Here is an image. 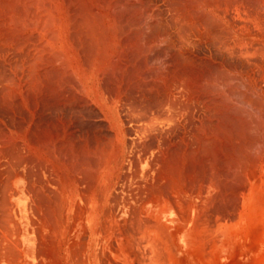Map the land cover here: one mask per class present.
I'll return each mask as SVG.
<instances>
[{"label":"rangeland","instance_id":"374dc122","mask_svg":"<svg viewBox=\"0 0 264 264\" xmlns=\"http://www.w3.org/2000/svg\"><path fill=\"white\" fill-rule=\"evenodd\" d=\"M167 1H169V3ZM171 1L172 0H150V2H153V4H155L157 2V6H156V4H155V6H153V4L150 5L149 0H139V2H140V3L138 2L139 8L141 6L143 8H145V10L143 8L140 9V12H142V16H141V13H140V16H141L142 20L147 19V22L144 21L146 23L141 24L142 29L146 30L145 32L143 30V32L146 33L148 31L147 32L148 34L146 33L147 36H145V37L150 38V37L158 36L161 39L160 35H163L164 32L162 30L164 29V27H166V29H164V31H166V33L168 32L167 31L168 29L171 31V33L176 30V29H174V27L176 28L178 23L173 24V22H171V20H170V22L168 21L169 23L167 22V24H168L167 25L165 23L166 21H162V18H161V20H159L160 16H158L159 17L158 19L156 17L158 14L160 15L161 12L162 13L164 12L163 15H165L166 14L165 11H167L168 14L174 12L173 14L175 15V11L178 10V8H180L182 6L181 4H182L183 0L182 1L173 0L172 1L173 4ZM179 1L181 4L177 3ZM185 1H187V0H185ZM185 1L183 2L184 5H185V3H187ZM201 1L202 2L206 1L205 4H207V5H210V2H212V3L214 2L213 7L217 6V8H218L217 11H220L221 14L223 13V11L226 12L225 10L227 9V12H228V13L226 12L227 19L230 21L231 24L233 23L231 25V28L233 27V29L235 31L231 30L233 32L232 33L229 30L225 31L223 28H220L218 25L219 23L217 24L216 21H214V19L212 17L206 15V13H203V16H202L201 15L202 13L200 12L199 15L201 16V18L199 19L198 18L199 16L198 17L195 16L196 17V19H195L193 16V18H194L193 19L191 16L188 15V13L190 11L187 12V9L185 7L186 12L184 11V13H186V14H184L183 17L186 16V18H184L185 21H184L183 26L181 24V27H179V29L180 28L183 29V27H184V30L186 29L185 31L187 32L188 35L183 33L184 31H180L179 29L178 30L181 33L178 32V30H176V33L177 32L180 34L183 33V37L185 35L184 38L189 37L188 38L189 40L187 39L186 42L184 43V47L181 50H177V51H176L177 48H173L171 46H168V44L164 41V44L166 43L165 46H167L165 48V46L160 43V41L162 42L163 40L157 41L160 44L155 43L156 45H160L161 47L158 46L156 49V46L154 45L155 47L154 46L153 47L155 48V50H157V52H155L153 47L150 50V52H152V50H154L155 54H157V56L159 55V58H156V55L153 54L154 52L151 55L153 58L147 54V57H146V59H147L146 64L147 65L144 64L141 66L142 71H144L143 73L146 72L145 75L147 77L144 74H142L143 77L140 76L142 78H139V80L137 81L138 84L136 82V85H134V84L131 85L132 88H134V89H132L130 86V88H128V90H126V92L130 91V90H132V91H130V93L125 92L126 94H123L121 96V98L123 100L121 99V100H119L120 103L117 102L115 104V107L113 108V110L115 111L116 117L118 119L116 122L117 125H113V127H112V125H108V124L106 125V123L103 122L105 120L103 119V117H101L102 116L101 113L98 111V109L94 105H92L90 103L85 104V102L83 100H81V98H79V97L73 98L72 101H71V99L69 101H67L66 100L67 98L64 97L62 94H60V95L55 94L54 95L55 99H54L53 95H50L51 93L49 94V92H48L49 90L44 92L45 88H40V89H43V92L45 93L44 99H42L43 92H40L39 91L40 89H38L36 91V89L34 90L32 88L33 89V91H32L31 87H28L26 89L27 91L26 90L25 91L27 93L28 90L31 89V90H29V92H31V93L29 95L27 93V95L29 96V99L32 95L35 97V94L37 92L38 96H36V98L38 97L39 100H36L32 96L30 99L32 101L31 102L28 99V97L25 96L26 94H24L25 93V91H24L23 94L26 98L24 97L25 99L23 101H20L19 97H17V96H14V97L11 96V97H13L12 101L8 103V101L11 98H9L7 96H6L7 97L6 98V97H4L5 95L0 93V127H1L0 128V136H3V137L5 136L6 139L8 140V142H6V144H4L5 142L0 143V147H2V151L4 150V147L8 150V152L10 151L11 154L7 152L8 156L10 154V156H9L10 158L8 157L9 160L7 159L8 162L12 161V163L15 164V162H13L15 158L20 160V161H18V160L16 161V159H15V161H16L15 165L17 167L14 166L12 163H9V165L11 167L10 166L9 167L6 166L7 168L3 167V166L0 167V169H1V171H0V173H1L0 174V185H3V187L5 185H8L9 182H7V180L8 181L11 180V182L15 181L14 180L16 177L15 173L19 174V172L17 170H21L20 171L21 172L20 173V175H21L20 179L16 180L14 182L15 184L13 183L12 187H9L10 189L8 191H10L14 186L18 189H22L24 199L21 201V207L18 208L20 211V217H19L18 222L20 223L21 226H25V228H27V227L31 228V225H32L35 228V233H36L37 228H38V223L40 222L41 223V226H40L41 235H43V234L45 235V233L48 234L47 236L45 235L44 238H43V236H41L42 238L40 239L41 240L40 242H42V239H43L44 243L52 242V236H51V233L50 234L48 233V230H51L53 228V224H52L51 220L53 219L54 212L60 213L59 210L54 211L52 209V208H54V206L50 207L51 204L53 205L52 200L54 197L51 198V196H54V193H53L54 190H55V192L56 191L58 192L59 189L61 191L64 190L69 185V182H71V181L73 182V180H76V178L80 179L81 174H83V175H81V177L85 178V179L82 178L81 180H84V181L85 180H91L92 178H94V174L92 172L96 173V175H95V178H96V176L99 174L96 167L99 165L101 160H103L104 157L106 156L104 153H107L108 158H110V159H113V157L117 158V159L114 158L115 160L113 159L112 161L109 159L110 165L114 166V167L120 166V169L118 171L114 172V174L112 175V177L114 178L113 181L110 180L111 189L114 190L115 187H116V189L119 187L133 188L134 186H137V185H143V183H147V184L149 182L154 183V181H156V180L157 181L162 180V182H164L165 176H166L168 181H170V179H171L173 191L174 190L177 191V192L174 191V197L179 196V194L181 195V197L179 196V198H177V199H178V201H180L183 204V207H192V205H198L197 206L198 207L197 212L199 214V218H200L201 222L203 221L204 230H205V233H204V242H205L204 254H205L206 264H212V263L213 264H256L257 261H261V258L263 255L262 248L264 249V176H263L264 175V151H263L264 150V144H263L264 143L263 142L264 141V57H263L264 56V44H262V43H264V30L262 29L264 26V24H263L264 23L263 22L264 21V15H263L264 11H262V10H264V5H262L261 3L262 2L264 3V1L260 0L258 2L257 0L256 1L252 0V2H251V0L250 1L247 0L248 1L247 2L246 0H236V1L235 0H228V1L222 0V1H224L223 3L221 0H218V1L217 0H213V1L212 0L211 1L210 0H201ZM207 1L209 2V4ZM162 2L163 3L167 2L166 3L167 5L163 4ZM225 2H227V3H225ZM230 3H231V5H229ZM160 4L163 5L164 8H162V6ZM175 4H176V6L173 7ZM226 4H228V5H226ZM260 4L263 7V9L260 6ZM248 5H250V6H248ZM257 5L261 9L256 8ZM149 6H151L152 8L154 7L153 9L157 8L156 10H154V12L156 11L154 15H156V13H158L155 17H153L152 20L150 19L151 21L156 20V21H153L152 23H151V21H149V18L146 15L147 8ZM228 6L230 8V11H229ZM236 6L238 9L236 8ZM254 6H255V9H254ZM158 7H160V8H158ZM231 7H232V10H231ZM172 8H174L175 11ZM224 8H225V10H224ZM233 8H234V10H233ZM163 9H164V11H163ZM170 10H172V11L170 12ZM251 10L253 12H251ZM254 10H256L259 13H261V11H262V13H263V14L261 13L262 16L261 15H259V16L263 17V18H260L259 16H257L259 13L254 14V12H255ZM159 11H160V13H159ZM235 11H236V14H235ZM247 12H250L253 16L251 14H248ZM246 13H247V16H246ZM143 14H145V16ZM243 14H245V15H243ZM249 15H251V16H249ZM189 17H191V18H189ZM235 17H237V18H235ZM239 18H242V19L240 20ZM258 19H260L261 22ZM249 20H250V22H249ZM159 21H162L163 23H165L166 26H164V24L162 22H160V24H161L160 25ZM256 21H259L260 23L259 22L256 23ZM148 22H150L151 24L150 23L147 24ZM157 22L160 25V27L162 25L164 26L163 29L158 28L159 25L156 24ZM251 22H255V24L253 23V27L250 26V25H252ZM214 23H216V24H214ZM144 24L146 25V27ZM152 24H155V26ZM171 24H172V27H171ZM234 24H236V25H234ZM258 24H259L258 28L262 24L261 25L262 27L259 29L256 28L257 26L254 27V25H258ZM147 25H150V26H147ZM173 25H174V27H173ZM178 26H180V25H178ZM211 26H212V28H211ZM148 27H149V29H147ZM214 27H215V29H214ZM244 27H246V28H244ZM254 28H256V29H254ZM237 29H238V31H237ZM241 29H243V30H241ZM149 30H151V31H149ZM153 30H156L155 34H157V35H155L153 33V32H155ZM159 30H160V32H162V34H159ZM249 30L251 32H249ZM150 32L154 36H151ZM224 32L225 33L227 32V34L225 35ZM228 32L229 33L231 32L230 34L232 36L230 34H228ZM234 32H235V34H234ZM220 33H222V34H220ZM149 34H150V36H149ZM172 34L170 37L171 39H173V38L178 39L179 38L177 35H174V34L172 35ZM217 34H218V36H217ZM259 34H262V35H259ZM215 35H216V37H215ZM172 36H173V38H172ZM186 36H188V37H186ZM227 36H228V38H227ZM243 36H245V37H243ZM220 38H221V40H220ZM222 38L225 41L222 40ZM234 39H236V40H234ZM189 41H190V44L188 43ZM229 42L231 43V45L233 44L231 46L232 47L231 50L227 49L230 45ZM168 47H169V49L171 47L173 49L172 52H176V53H173L174 54L173 55L171 52V49L168 50ZM244 48H245L246 52H245ZM162 50H164V51H162ZM165 50H166V52L168 50L171 54H169V52L165 53ZM240 50L241 51L244 50L245 53L241 52ZM178 51H180V52L177 53ZM248 51H250V52H248ZM251 51H253V52H251ZM150 52H149V54H151ZM159 52L161 55L158 54ZM161 52H164L165 54L164 53L162 54ZM250 54H252V55H250ZM168 55H169V57H168ZM154 57L156 58V60ZM148 60H150V61L147 62ZM154 60H155V62H154ZM161 65H163V66H161ZM144 67H146V68H144ZM161 67H163V68H161ZM150 68L154 69V70L151 71ZM143 69H145V70H143ZM148 69H150V70H148ZM148 72H149V75H148ZM0 73H1L0 76L2 75V77L5 75L4 73H6V71L2 69L1 65H0ZM2 77H0V79H2ZM155 79H156V81H155ZM168 79H169V81H168ZM242 79H243V81H242ZM144 81H146L145 82L146 85H145ZM147 82H148V84H147ZM165 83H166V85H165ZM149 84L150 85L152 84L154 87L152 85L150 86ZM156 84H158V85H156ZM219 86H221V88ZM34 91H35V94L33 93ZM40 93L42 95H40ZM137 93H138V95H137ZM142 94H144L146 97L144 95L142 96ZM125 95H126V97H127V95H130V97L128 96L126 99ZM48 96H50L52 98L49 99L50 97H48ZM59 96H62V97H59ZM46 97L48 99H45ZM56 97H57V99H58V97L60 99L56 100ZM63 97H64V101H62ZM1 98H2V102H1ZM5 98L8 101H6ZM32 98L35 100L33 101ZM61 98H62V100H61ZM76 98L79 101H82L83 104L79 101L76 102L75 101V100H77ZM52 99H54V101ZM124 99L126 101L128 100L127 102H129V103H127ZM132 99L134 101L136 100L137 102L132 101ZM26 100L28 101V104H25V106H23L24 104H22V103L25 102ZM49 100H51V102ZM4 101H5V103H3ZM35 101L36 102L38 101L37 106H36ZM56 101H58V102H56ZM59 101H61V103H63V104H61ZM73 101H75V103ZM68 103L71 105H68ZM79 104H81L82 106ZM89 104H90V106L91 105L92 106L90 107ZM168 104H170V106ZM62 105H64L65 107ZM67 106H68V109H67ZM86 107H88L90 109L93 107L91 109L92 111L90 109L87 110L88 108H86ZM121 107H123V108H121ZM131 108L133 109V111ZM94 109H95V111L93 112ZM96 109H97V111H96ZM117 109H118V111H117ZM113 110H111L112 116H114ZM126 110L128 112L129 111L130 112L128 113ZM96 112H99L101 116L97 117V114L99 116V113H96ZM140 113H142V114H140ZM148 114H149V117H147ZM120 115H122V117ZM134 116H136V117H134ZM142 116H145V119H143ZM164 116H167V117L165 118ZM139 117L140 118L142 117L141 119L143 121L140 120ZM151 117L155 123L153 122L151 125H146L145 124L146 118H151ZM121 118H122V120H121ZM128 118H129V120H128ZM134 118H137L136 119L137 122L136 121L132 122V120ZM123 119L125 121L128 120L126 122V124H125ZM154 126H156V127L154 128ZM5 128L8 131H4V130H6ZM149 128L150 129L152 128V129L150 130ZM1 129L3 132L1 131ZM22 129H23V131H21ZM24 132H26V136H25ZM2 133H3V135H2ZM4 133H6V135ZM12 133L14 135H12ZM116 134H118V135H116ZM27 135H28V137H27ZM17 136L20 138V140L17 138ZM110 136H112V138L113 137L115 138V139H113L114 141H112V138ZM3 137L2 138L0 137V140L6 141V139H3ZM13 137L15 139L11 140V138L13 139ZM107 138L108 139L111 138V140H107ZM46 140L48 143L46 142ZM104 140H106L107 143L109 141H112L119 146H117L116 144H113L112 142H109L110 144L106 143L107 144V146H106ZM11 141L12 142L15 141L14 142L15 144L12 143ZM28 141L33 146H31L28 143ZM49 141H52V142H49ZM117 141H120L123 144H121ZM16 142L19 143V146H17L18 144H16ZM42 143H44V145L48 144V145H46V147L44 146L46 149L50 147L49 149H47V151L45 150L47 153L44 151L45 148L43 147ZM133 143L138 145V148ZM1 144H3V145H1ZM7 144H8V146H5ZM12 144L16 145V147L14 146L16 150L14 149ZM51 144L54 146L53 149H52L53 146ZM35 145H36L37 149H36ZM98 145H100V146H98ZM39 146L41 148H39ZM95 146H96L97 150L94 149ZM114 146H117V148L120 147L121 149L124 150V152L126 153V155H125L126 157H124V160L122 157H120L119 154L118 155L113 154V152L115 153V150H116V148H115L114 151L112 152V150H113L112 147H114ZM32 147H35V149ZM98 147H99V150H98ZM102 147H104L105 149L104 148L101 149ZM125 147H128V148H125ZM18 148H19V150H21L20 152H18L19 151V150H17ZM24 148H25V150H24ZM38 148H39V150L41 149V151H42L41 153L44 152L43 154H40V155L42 156L43 159H45V161L42 160L41 157H39L38 154L40 152L38 151ZM12 149L14 150V152H12L13 151ZM51 149H52V151H54V149H55V151L53 152L55 156H57V154H59L57 156L58 159L53 154H51L52 153L50 151ZM92 149H94V152H92L91 153L92 155L90 156V153H88V152L93 151ZM0 150H1V148H0ZM7 150H5V153ZM30 150H31V152H27ZM32 150H33V152H32ZM15 151H17V152H15ZM48 151L51 153L49 154ZM96 151H99V152H97V154H96L95 153ZM100 151L102 153H100ZM16 153H18V155L21 153L22 155L20 154L21 156L19 155V157H18V155L14 156V154H16ZM28 153H29V157L27 155ZM32 153H34L33 157L37 153L35 156V159H36V157L40 158V159L35 160L32 157ZM2 154H4V153H2ZM47 154H49L51 156H49ZM86 154H88V156H86ZM131 155H132V157L136 158V160H132L134 158H132ZM45 156H47V157L45 158ZM48 156H49V159H48ZM77 156H79V157H77ZM11 157H12V159H11ZM20 157H22L23 159ZM30 157H32L31 158L32 160H30ZM53 157H55V160H52ZM63 157H65V159L67 160V162H68L67 164H65L66 161ZM71 157L72 158L77 157V159L75 158V160H74V158L72 159ZM80 157H81V160H80ZM85 157H86V159L87 158L88 159L86 160ZM140 157H142V158H140ZM27 158H28V160H27ZM59 158H61L62 162ZM82 158L84 159V161L82 160ZM24 159L26 161H24ZM69 159H70V161L74 160L73 162H71L72 166L70 165V162L68 161ZM93 159H95L96 161L95 160L93 161ZM21 160H23V162ZM39 160L40 161L42 160V162L44 161L43 162L44 166H42V169H41V166L39 167V164H38L39 162H36ZM50 160L52 162H48ZM63 160L65 161V163ZM88 160H89V164L87 163ZM91 160L94 162V163H92L93 167H91L92 166L90 163ZM140 160H143L142 164H139ZM55 161H56V163H55ZM78 161H80V162L82 161L83 162L82 164H84V166H82V167L86 166V168L81 169L82 164H80V162H78ZM97 161H99V162L97 163ZM133 161L138 162L137 163L138 167H137L136 163L133 164L134 163ZM19 162H20V164H19ZM26 162H29V163L27 164ZM59 162L65 166L67 165V167L69 166L70 168L68 167L69 168L68 169L67 167L64 166L65 167L64 168L65 172H64L61 170L63 167L61 164V165H59V169H58L57 165ZM84 162H86L89 166H87L86 163H84ZM53 163L57 168L55 166L53 167V165H51ZM45 164H46V166H45ZM114 164L117 166H115ZM118 164H119V166H118ZM121 164H122V166H121ZM94 165L95 166L97 165V166L94 167ZM135 165H136V169H135ZM26 166L29 169H27ZM129 166L130 167L132 166V167L130 168ZM175 166L177 167V169ZM13 167H15V168H13ZM30 167L34 171H36L37 170L36 168H38V173L40 171L41 175L39 176L38 173H37V175L34 173L33 174L34 177H33L32 173L30 172V169H31ZM33 167H35V168H33ZM133 167H134V169H133ZM2 168H4V169H2ZM54 168H55V171H54ZM71 168H73V172H74V173L73 172H71V173H73V175L75 174V177H71L70 176L71 173H69L70 171L68 172V170H72ZM79 168L81 171L79 170ZM159 168H160V170H159ZM7 169H8V171L14 170V172L15 171L16 172L14 173V172L10 171L12 173L10 175V172L8 173ZM45 169H47L48 172H46L47 170L43 171ZM56 169H57V171H56ZM137 169H138V171H137ZM150 169H153V170H150ZM178 169H179V171H178ZM25 170H26V174H25ZM33 170H31V171H33ZM59 170H61V171H59ZM66 170H67V172H66ZM74 170H76V171H74ZM83 170H85V173H87L88 175L85 173H82V172H84ZM92 170H95V171H92ZM139 170H142L141 174H140ZM145 170H147V172ZM77 171H79V172H77ZM27 172H28V174H30L31 177H29V175H27ZM56 172H57V174H55ZM127 172H128V174H127ZM131 172L133 174H131ZM170 172L172 174L171 176H173V177L170 176ZM60 173L61 174L64 173V175H61L62 176L61 177ZM66 173L68 176L66 175ZM122 173L126 174V175H123L124 177H127L126 179L121 178ZM157 173H159V174H157ZM178 173H179V175H177ZM6 174H8L7 177L4 176ZM134 174H136V175L134 176ZM154 174L155 175L157 174L159 176H155ZM89 175L91 177H89ZM175 175H177V177H180V180H179V178L175 180V178H177ZM8 176H9V178H8ZM10 176H11V178H10ZM27 176L29 178H31L30 180H32V182H35L36 184L38 182L37 185L32 183V187L34 185H36L35 187H33L34 188L33 192L36 191L37 190L36 188L38 187V191H36V194L35 193H33V194H35L36 196H37V194H40L39 197L37 196L40 200L36 196H33L32 192H30V190H32L31 183H30L31 181L25 182L26 181L25 179ZM45 176L46 177L48 176V178H46ZM63 176H65V177H63ZM28 177H27V181L29 180ZM60 177H61V179H60ZM67 177L71 178V179H68ZM132 177H133V179H131ZM2 178H4V179H2ZM51 178H53V180H51ZM72 178H75V179L72 180ZM168 178H170V179H168ZM35 179H37L36 180L37 182L35 181ZM39 179H42L43 181L39 180ZM54 179H56V181H54ZM44 180H46V181H44ZM48 180H50V181H48ZM62 180L66 181V182H64V183H66V185L63 182H61ZM126 180H127V182H126ZM177 180H179L183 186ZM175 181H177V182H175ZM1 182H2V184H1ZM42 182H43V184H42ZM48 182H50V183H48ZM115 182H117V183H115ZM124 182H126V183H124ZM4 183H6V184H4ZM27 183L30 184V186H29L30 189L24 188V187H27L29 185L28 184L26 186L25 184H27ZM45 183L48 186H50V188ZM51 183H53V184L57 183V186H56V184L53 185ZM118 184H120V186ZM124 184L126 185V187ZM10 185H11V183L9 184V186ZM42 185L43 186L45 185L47 187H43ZM58 186H59V188L57 190ZM180 186H182L183 188ZM3 187L0 189V192H1L0 193V209H1L0 214L2 216V215H4V212H5V215L7 214L9 218L7 216H5V218L3 216H2L3 218L0 216V219H1L0 220V230L3 233L2 234L0 231V234H1L0 238H2V240L0 239L1 240L0 243L2 242L0 244V264H15V259L14 260H12V259L16 258L15 257L16 254H11L9 251L13 250V248L15 247V246L13 247L12 245L15 244V243L13 244V242H15V236L16 235L14 232L13 223L11 222V219L9 216L8 207H7V205H5L6 202L4 201V198H5L4 195L6 194L8 197L9 192L5 188L7 186H5L4 188ZM177 187L180 190H178ZM39 188L41 190H39ZM45 188H46V190H45ZM47 188L50 189L51 191L48 190ZM243 188L246 190H244ZM2 189L3 190L5 189V191L2 192ZM23 189H25L26 191H29V192H27L28 195L25 193V190H23ZM6 191H7V193H6ZM40 191H42L41 193H43V194H41ZM44 191H47V192H44ZM181 193H183V194H181ZM2 194H3V196H2ZM41 195L42 196L44 195V197H41ZM30 196H31V198L29 199ZM7 197H6V199H7ZM46 198H48V199L50 198L51 201L47 200ZM35 199H37L38 201H35ZM42 199L44 200V202ZM45 200L48 204L45 207L46 209H44V207L39 206V205H41L42 202L44 203V204L42 203V206H44L46 204ZM185 201H186V203H185ZM36 202L37 203L40 202V203H38L39 205ZM26 203H28L27 206H26ZM3 205H5V208H3ZM32 205H34V206H32ZM30 206H32L34 208H32V207L30 208ZM37 206L39 209L36 208ZM25 207H27L28 209H26ZM35 209H37L38 211ZM40 209H41V212H40ZM43 209L44 210L50 209L53 211L51 212V215H50L49 213H46L47 211L50 212V210L43 212ZM31 210L32 211L35 210L33 212H37L39 215L42 213L40 215V217H42V218H43V216H45V217L43 218V220L40 217L36 218L39 215L37 213H31L32 212ZM35 214H37L38 216H36ZM47 215H50L49 216L50 218L47 219L46 218V217H48ZM23 217H25V218H23ZM31 217L33 219H31ZM7 219L9 220V222ZM29 219H31L32 222ZM40 219H41V221H40ZM44 219H46V220H44ZM34 220L37 223L36 225L34 223L35 222ZM43 221H46L45 222L46 224ZM3 222H5V223H3ZM6 222H8V224ZM31 223H34V224H31ZM216 228H217V230H216ZM5 230L8 231V233L9 232H11V233L7 234V232ZM3 231H5V232H3ZM211 231H213V232H211ZM50 232H52V231H50ZM2 236L3 237L7 236V238L11 237V239H14L11 242L12 244H10L8 242V241H11L10 239L8 240L5 237V240H8V241H5ZM215 239L217 240V243H216V257L214 258L213 255H211V254H212L213 240H215ZM44 243L42 242V244H41V250H42L41 253L42 254L44 253V251H43V244ZM6 244H8V246L10 244V246H12L13 248L11 250H8V247L6 246ZM2 249L8 250V251L6 252ZM3 251L6 253H4ZM47 261H48L47 263L49 264L50 261H52V260L49 257V259Z\"/></svg>","mask_w":264,"mask_h":264},{"label":"bare ground","instance_id":"6f19581e","mask_svg":"<svg viewBox=\"0 0 264 264\" xmlns=\"http://www.w3.org/2000/svg\"><path fill=\"white\" fill-rule=\"evenodd\" d=\"M173 1V0H172ZM171 1V2H172ZM180 1H182V0H180ZM180 1L179 2H177V3H179V4H181L180 3ZM185 0H183V2H184ZM211 1V0H210ZM213 1V0H212ZM218 1V0H217ZM222 1V0H221ZM228 1V0H227ZM236 1V0H235ZM234 1V2H235ZM247 1V0H246ZM250 1V0H249ZM254 1H256V0H254ZM258 2L260 1V0H257ZM262 1H264V0H262ZM138 2H139V0H0V65L2 66V69L3 70H5L6 71V73H4L5 75L2 77V75L0 76V77H2V79H0V93L1 94H3V95H5L4 97H9V98H11L9 101L8 100H6V98H5V100L6 101H8V103L9 102H11L12 101V98L14 97V96H17V97H19V100L20 101H23L26 97L25 96H27L28 97V99H29V94L31 93V92H29V90H31L32 88L35 90L36 89V91L38 90V89H40V88H45V91L44 92H46V91H48L49 92V94L50 95H53V98L55 99V94H62L64 97H66L67 99V101H69L70 99H71V101H72V99L73 98H75V97H79V98H81V100H83L84 102H85V104L87 103H90V104H92V105H94L97 109H98V111L101 113V115H100V113L99 112H96V113H99V116H98V114H97V117H103V119L105 120V121H103V122H105L106 123V125L108 124V125H112V127H113V125H117V117H116V113H115V111L113 110V108L115 107V104L117 103V102H119V100H121L122 98H121V96L123 95V94H126L127 92H129L130 93V91H132V90H130V91H127L126 92V90H128V88H130V86L132 85V84H134V85H136V82L139 80V78H142L143 76H142V74H144L145 75V73H143L144 71H142V68H141V66L142 65H144V64H146V57H147V54L150 56V57H152L151 55H152V53L154 52V50H155V46H156V49H157V47L159 46V47H161L160 45H156L158 42V40H163L162 42L160 41V43L161 44H163L164 46H165V44L167 43L168 44V46H171V47H173V48H177L176 49V51L177 50H181L183 47H184V43L186 42V40L189 38L188 36H186V37H188V38H184L185 37V35H184V37H183V33H185L186 35H188L187 34V32L184 30V27H183V29H179V27H181V24H182V26H183V24H184V18H186V16L185 17H183V15L184 14H186V13H184V11H185V7H186V9H187V12L188 11H190L189 13H188V15L189 16H191L192 18H193V16H194V18L196 19V17H198L199 19L201 18V16L199 15L200 14V12L202 13L201 15L203 16V13H206V15H208V16H210V17H212L213 19H214V21H216V23L219 25V27L220 28H223L225 31L226 30H229V31H231V30H234L233 29V27L231 28V25L233 24H231L230 23V21L227 19V14H226V12H227V9L225 10V8H224V10L226 11V12H224L223 11V13L221 14L220 13V11H217L218 10V8H217V6L216 7H213V4H214V2L212 3V2H210V5H207V4H205L206 3V1L205 2H202L201 0H187V1H185V2H187V3H185V5H184V3L182 2V6L180 7V8H178V10H174V8H172L174 11H175V15L173 14V13H170V14H168V12L167 11H165V15H163V13L161 12L160 13V11H159V13H160V15L158 14V13H156V15H154L155 14V12H154V10H156V9H153L151 6H149L148 8H147V12H146V15H147V17L149 18V21H151L152 19H153V17H157V19L159 18L158 16H160V19L159 20H161V18H162V21H166L165 23L167 24V22L169 21L170 22V20H171V22H173V24L174 23H178L177 24V26H176V28L174 27V25H173V27H174V29H176V30H180V31H184L182 34H180L181 32L178 30V32H180V33H176V30L174 31V32H172L174 35H177L179 38L178 39H176V38H173V36H172V38L173 39H171L170 37H171V31L168 29L167 31V33H166V31H164V29H166V27H164V26H166V24L165 23H163L162 21H159V24H160V22H162L163 24H164V26L162 25L161 27H160V25L158 24V22L156 23V24H158L159 25V27L158 28H160V29H163V27H164V29L162 30L164 33H163V35H160L161 36V39H160V37H158V36H156V37H150V38H148V37H145V36H147V34L146 33H144L146 30L145 29H142V23H146L147 22V19H143L142 20V18H141V16H142V12H140V9H142L143 7L141 6L140 8H139V5H138ZM146 2V1H145ZM165 2V1H164ZM168 3H169V1H167ZM166 2V3H167ZM176 2V1H175ZM208 2V1H207ZM224 1H222V3H223ZM233 2V3H234ZM245 2V1H244ZM248 2V1H247ZM246 2V3H247ZM251 2H252V0H251ZM250 2V3H251ZM140 3V2H139ZM144 3V2H143ZM149 3H150V5L151 4H153V2H150V0H149ZM148 3V4H149ZM155 3V2H154ZM163 3V2H162ZM161 3V4H162ZM166 3H163V4H166ZM212 3V4H211ZM225 3H227V2H225ZM232 3V4H233ZM245 3V4H246ZM254 3V2H253ZM257 3V2H256ZM156 4V6H157V2L155 3ZM155 4H153V6H155ZM160 4V5H161ZM171 4V3H170ZM172 4H173V2H172ZM208 4H209V2H208ZM255 4V3H254ZM259 4V3H258ZM262 5H264V3L262 2L261 3ZM261 4H260V6H261ZM167 5V4H166ZM226 5H228V4H226ZM229 5H231V3L229 4ZM240 5V4H239ZM247 5V4H246ZM147 6V5H146ZM162 6V8H164L163 7V5H161ZM169 6V5H168ZM176 6V4L173 6V7H175ZM215 6V5H214ZM235 6V5H234ZM233 6V7H234ZM248 6H250V5H248ZM245 7V6H244ZM262 7V6H261ZM158 8H160V7H158ZM169 8V7H168ZM228 8H229V6H228ZM236 8H237V6H236ZM235 8V9H236ZM242 8V7H241ZM246 8V7H245ZM248 8V7H247ZM253 8V7H252ZM256 8H258V9H261V8H259V6L257 5L256 6ZM144 10H145V8H143ZM167 9V8H166ZM171 9V8H170ZM176 9V8H175ZM238 9V8H237ZM236 9V10H237ZM254 9H255V6H254ZM262 9H263V7H262ZM231 10H232V7H231ZM233 10H234V8H233ZM240 10V9H239ZM245 10V9H244ZM249 10V9H248ZM143 11V10H142ZM158 11V10H157ZM163 11H164V9H163ZM172 10H170V12H171ZM203 11V12H202ZM229 11H230V8H229ZM241 11V10H240ZM239 11V12H240ZM243 11V10H242ZM255 12H254V14L256 13H259V12H257L256 10H254ZM259 11V10H258ZM262 11H264V10H262ZM262 11H261V13H262ZM145 12V11H144ZM143 12V13H144ZM186 12V11H185ZM233 12V11H232ZM231 12V13H232ZM251 12H253L252 10H251ZM140 13H141V16H140ZM228 13V12H227ZM241 13V12H240ZM248 14H251L250 12H247ZM247 13H246V16H247ZM261 13H259L257 16H259V15H261ZM235 14H236V11H235ZM263 14V13H262ZM144 16H145V14H143ZM205 15V14H204ZM242 15V14H241ZM243 15H245V14H243ZM252 15V14H251ZM251 15H249V16H251ZM264 15V14H263ZM196 16V17H195ZM234 16V15H233ZM253 16V15H252ZM255 16V15H254ZM262 16V15H261ZM191 17H189V18H191ZM209 17V18H210ZM260 17V16H259ZM258 17V18H259ZM193 18V19H194ZM207 18V17H206ZM235 18H237V17H235ZM253 18V17H252ZM255 18V17H254ZM260 18H263V17H260ZM151 19V20H150ZM156 19V18H155ZM198 19V20H199ZM204 19V18H203ZM240 20L242 19V18H239ZM245 20V19H244ZM253 20V19H252ZM260 22H261V20L260 19H258ZM144 21H146V22H144ZM153 21H156V20H153ZM153 21H151V23L153 22ZM188 21V20H187ZM218 21V22H217ZM246 21V20H245ZM254 21V20H253ZM259 21H256V23L257 22H259ZM263 21V20H262ZM168 22V23H169ZM189 22V21H188ZM247 22V21H246ZM249 22H250V20H249ZM259 22V23H260ZM264 22V21H263ZM150 22H148L147 24H149ZM150 23V24H151ZM216 23H214V24H216ZM252 23V25H250V26H252L253 27V23L255 24V22H251ZM209 24V23H208ZM213 24V23H212ZM246 24V23H245ZM264 24V23H263ZM145 25V24H144ZM152 25H154L155 26V24H152ZM168 25V24H167ZM178 25H180V26H178ZM201 25V24H200ZM234 25H236V24H234ZM233 25V26H234ZM239 25V24H238ZM248 25V24H247ZM246 25V26H247ZM262 25V24H261ZM260 25V27L259 28H261L262 26ZM147 26H150V25H147ZM153 26V27H154ZM185 26V25H184ZM214 26V25H213ZM245 26V25H244ZM255 26H257L256 28H258V26H259V24L258 25H254V27ZM145 27H146V25H145ZM168 27V26H167ZM171 27H172V24H171ZM178 27V28H177ZM202 27V26H201ZM243 27V26H242ZM157 28V29H158ZM208 28V27H207ZM206 28V29H207ZM211 28H212V26H211ZM241 28V27H240ZM239 28V29H240ZM244 28H246V27H244ZM248 28V27H247ZM256 28H254V29H256ZM258 28V29H259ZM147 29H149V27L147 28ZM156 29V30H157ZM171 29V28H170ZM173 29V30H174ZM214 29H215V27H214ZM222 29V30H223ZM263 30H264V26H263V28H262ZM261 29V30H262ZM143 30H144V32H143ZM156 30H153V31H155V32H153L154 34L156 33ZM172 30V31H173ZM205 30V29H204ZM218 30V29H217ZM241 30H243V29H241ZM149 31H151V30H149ZM198 31V30H197ZM211 31V30H210ZM235 31V30H234ZM237 31H238V29H237ZM255 31V30H254ZM206 32V31H205ZM213 32V31H212ZM223 32V31H222ZM232 32V31H231ZM230 32V33H231ZM241 32V31H240ZM249 32H251L250 30H249ZM158 33V32H157ZM176 33V34H175ZM198 33V32H197ZM204 33V32H203ZM225 33V32H224ZM229 32H228V34H230ZM233 33V32H232ZM150 34H151V36H154V35H152V33L150 32ZM150 34H149V36H150ZM159 34H162V32H160V30H159ZM172 34V35H173ZM179 34V35H178ZM190 34V33H189ZM220 34H222V33H220ZM227 34V32L225 33V35ZM234 34H235V32H234ZM155 35H157V34H155ZM210 35V34H209ZM224 35V34H223ZM231 35V34H230ZM259 35H262V34H259ZM217 36H218V34H217ZM232 36V35H231ZM214 37V36H213ZM215 37H216V35H215ZM214 37V38H215ZM243 37H245V36H243ZM247 37V36H246ZM213 38V39H214ZM227 38H228V36H227ZM236 38V37H235ZM176 39V40H175ZM193 39V38H192ZM217 39V38H216ZM215 39V40H216ZM185 40V41H184ZM189 40V39H188ZM194 40V39H193ZM212 40V39H211ZM214 40V41H215ZM220 40H221V38H220ZM222 40H224L223 38H222ZM229 40V39H228ZM234 40H236V39H234ZM164 41L166 42L165 44H164ZM213 41V42H214ZM219 41V40H218ZM225 41V40H224ZM222 42V41H221ZM232 42V41H231ZM236 42V41H235ZM156 43V44H155ZM160 43H158V44H160ZM189 44H190V41L188 42ZM223 43V42H222ZM234 43V42H233ZM249 43V42H248ZM258 43V42H257ZM261 43V42H260ZM215 44V43H214ZM225 44V43H224ZM229 47L227 48V49H229V50H231V46L233 45H231V43L229 42ZM250 44V43H249ZM253 44V43H252ZM262 44H264V43H262ZM155 45V46H154ZM216 45V44H215ZM154 46V47H153ZM223 46V45H222ZM226 46V45H225ZM228 46V45H227ZM235 46V45H234ZM152 47H153V49L154 50H152V52H150V50L152 49ZM167 46H165V48H166ZM170 47V49H171V52H172V48ZM226 48V47H225ZM159 49V48H158ZM162 49V48H161ZM169 49V47H168V50H170ZM223 49V48H222ZM167 50V52H169ZM244 50H245V48H244ZM244 50L243 51H241V52H244ZM160 51V50H159ZM162 51H164V50H162ZM260 51V50H259ZM149 52L151 53V54H149ZM155 52H157V50H155ZM155 52L153 53V54H155ZM166 52V50H165V53H167ZM180 51H178L177 53H179ZM229 52V51H228ZM245 52H246V50H245ZM244 52V53H245ZM248 52H250V51H248ZM251 52H253V51H251ZM262 52V51H261ZM162 54L164 53V52H161ZM164 53V54H165ZM173 53H176V52H172V54ZM230 53V52H229ZM228 53V54H229ZM233 53V52H232ZM243 53V54H244ZM256 53V52H255ZM158 54H160V52L158 53ZM169 54H171L170 52H169ZM242 54V55H243ZM261 54V53H260ZM156 55V58H159V55L157 56V54H155ZM161 55V54H160ZM174 55V54H173ZM245 55V54H244ZM247 55V54H246ZM250 55H252V54H250ZM255 55V54H254ZM149 57V58H150ZM168 57H169V55H168ZM262 57V56H261ZM264 57V56H263ZM153 58V57H152ZM151 58V59H152ZM155 58V57H154ZM156 58H155V60H156ZM162 58V57H161ZM155 60H154V62H155ZM158 60V59H157ZM162 60V59H161ZM167 60V59H166ZM150 60H148L147 62H149ZM248 62V61H247ZM167 63V62H166ZM149 64V63H148ZM147 65V64H146ZM158 65V64H157ZM149 66V65H148ZM152 66V65H151ZM161 66H163V65H161ZM154 67V66H153ZM144 68H146V67H144ZM148 68V67H147ZM159 68V67H158ZM161 68H163V67H161ZM151 69V68H150ZM150 69H148V70H150ZM143 70H145V69H143ZM147 70V69H146ZM154 69H151V71H153ZM157 70V69H156ZM161 71V70H160ZM163 71V70H162ZM4 72V71H3ZM150 72V71H149ZM149 72H148V75H149ZM1 74V73H0ZM153 74V73H152ZM154 75V74H153ZM140 76H142V77H140ZM146 76V75H145ZM147 77V76H146ZM157 77V76H156ZM160 77V76H159ZM220 77V76H219ZM153 78V77H152ZM151 78V79H152ZM162 78V77H161ZM164 78V77H163ZM169 78V77H168ZM221 78V77H220ZM226 78V77H225ZM158 79V78H157ZM170 79V78H169ZM169 79H168V81H169ZM143 80V79H142ZM147 80V79H146ZM162 80V79H161ZM155 81H156V79H155ZM242 81H243V79H242ZM146 81H144V83H145ZM212 83V82H211ZM137 84H138V82H137ZM147 84H148V82H147ZM145 85H146V83H145ZM150 85V84H149ZM148 85V86H149ZM152 85V84H151ZM150 85V86H151ZM156 85H158V84H156ZM155 85V86H156ZM165 85H166V83H165ZM229 85V84H228ZM247 85V84H246ZM153 86V85H152ZM28 87H31V89H29L28 90V95H27V93H26V89L28 88ZM135 87V86H134ZM137 87V86H136ZM154 87V86H153ZM220 88H221V86H219ZM131 88H132V86H131ZM152 88V87H151ZM150 88V89H151ZM229 88V87H228ZM33 89H32V91H33ZM47 89V90H46ZM132 89H134V88H132ZM140 89V88H139ZM153 89V88H152ZM26 90V91H25ZM42 90V91H41ZM24 91H25V93H24ZM40 92H43V89H40L39 90ZM43 92V96H42V99H44V96H45V93ZM126 92V93H125ZM134 92V91H133ZM132 92V93H133ZM151 92V91H150ZM26 94L25 96H24V94ZM34 94H35V91L33 92ZM141 93V92H140ZM144 93V92H143ZM145 94V93H144ZM144 94H142V96L144 95ZM40 95H42L41 93H40ZM48 95V94H47ZM137 95H138V93H137ZM140 95V94H139ZM160 95V94H159ZM11 96H13V97H11ZM33 96V95H32ZM31 96V97H32ZM36 96H38L37 95V92H36V94H35V97L33 96V98H35L36 100H39V98L37 97L36 98ZM130 97V95H127V97ZM134 96V95H133ZM145 96V95H144ZM3 97V98H4ZM25 97V98H24ZM31 97H30V99H31ZM40 97V96H39ZM48 97H50V96H48ZM59 97H62V96H59ZM58 97V99H60ZM64 97H63V100H62V98H61V100L62 101H64ZM127 97H126V95H125V98L127 99ZM132 97V96H131ZM135 97V96H134ZM133 97V98H134ZM138 97V96H137ZM146 97V96H145ZM8 98V99H9ZM32 98V99H33ZM52 97H50L49 99H51ZM18 99V98H17ZM29 99V100H30ZM35 99H33V101L35 100ZM41 99V98H40ZM45 99H48L47 97L45 98ZM54 99H52L53 101H54ZM57 99V97H56V100H58ZM77 99V98H76ZM137 99V98H136ZM139 99V98H138ZM123 100V99H122ZM125 100V99H124ZM17 101V100H16ZM31 101V100H30ZM48 101V100H47ZM50 102H51V100H49ZM66 101V102H67ZM76 102H78L79 100L77 99V100H75ZM75 101H73L74 103H75ZM126 101V100H125ZM128 101V100H127ZM126 101V102H127ZM132 101H134L133 99H132ZM136 101V100H135ZM134 101V102H135ZM1 102H2V98H1ZM32 102V101H31ZM36 102V101H35ZM38 102V101H37ZM36 102V106L38 105V103ZM56 102H58V101H56ZM60 103H61V101H59ZM79 102H81L82 103V101H79ZM137 102V101H136ZM140 102V101H139ZM3 103H5V101L3 102ZM7 103V102H6ZM65 103V102H64ZM120 103V102H119ZM127 103H129V102H127ZM143 103V102H142ZM141 103V104H142ZM22 104H24L23 106H25V104H28V101L26 100L25 102H23ZM35 104V103H34ZM61 104H63V103H61ZM60 104V105H61ZM83 104V103H82ZM90 104H89V106H90ZM125 104V103H124ZM136 104V103H135ZM171 104V103H170ZM170 104H168L169 106H170ZM68 105H71V104H69L68 103ZM79 105H81V104H79ZM91 105V106H92ZM122 105V104H121ZM133 105V104H132ZM145 105V104H144ZM62 106H64V105H62ZM82 106V105H81ZM84 106V105H83ZM87 106V105H86ZM88 106V107H89ZM90 106V107H91ZM123 106V105H122ZM65 107V106H64ZM73 107V106H72ZM75 107V106H74ZM88 107H86V108H88ZM118 107V106H117ZM145 107V106H144ZM84 108V107H83ZM93 108V107H92ZM91 108V109H92ZM121 108H123V107H121ZM149 108V107H148ZM67 109H68V106H67ZM81 109V108H80ZM90 108H88L87 110H89ZM90 109V110H91ZM97 109H96V111H97ZM132 109V108H131ZM111 110H113L114 111V116H112L111 115ZM122 110V109H121ZM120 110V111H121ZM144 110V109H143ZM74 111V110H73ZM76 111V110H75ZM80 111V110H79ZM92 111V110H91ZM95 111V109L93 110V112ZM117 111H118V109H117ZM127 111V110H126ZM132 111H133V109H132ZM90 112V111H89ZM128 112V111H127ZM130 112V111H129ZM128 112V113H129ZM74 113V112H73ZM87 113V112H86ZM127 113V114H128ZM154 113V112H153ZM72 114V113H71ZM93 114V113H92ZM95 114V113H94ZM140 114H142V113H140ZM131 115V114H130ZM133 115V114H132ZM145 115V114H144ZM121 117H122V115H120ZM147 116V115H146ZM151 116V115H150ZM128 117V116H127ZM134 117H136V116H134ZM143 117V119H145V116H142ZM141 117V118H142ZM147 117H149V114H148V116ZM165 118L167 117V116H164ZM140 118V117H139ZM140 118V120H142ZM136 119L137 118H134L133 120H132V122L133 121H136ZM101 120V119H100ZM120 120V119H119ZM121 120H122V118H121ZM124 120V119H123ZM128 120H129V118H128ZM128 120H124V122H125V124H126V122L128 121ZM139 121V120H138ZM143 121V120H142ZM102 122V123H103ZM130 122V121H129ZM137 122V121H136ZM154 121H153V119H152V117L151 118H146V120H145V124L146 125H151L152 123H153ZM262 122V121H261ZM155 123V122H154ZM261 124V123H260ZM156 126H154V128H155ZM1 128V127H0ZM146 128V127H145ZM153 128V127H152ZM151 128V129H152ZM6 129V128H5ZM21 129V128H20ZM19 129V130H20ZM24 129V128H23ZM23 129L21 130V131H23ZM150 129V128H149ZM150 129V130H151ZM18 130V131H19ZM255 130V129H254ZM259 130V129H258ZM1 131H2V129H1ZM4 131H8L7 129L6 130H4ZM160 131V130H159ZM3 132V131H2ZM8 133V132H7ZM25 133V136H26V132H24ZM28 133V132H27ZM158 133V132H157ZM5 135H6V133H4ZM9 134V133H8ZM7 134V135H8ZM11 134V133H10ZM22 134V133H21ZM114 134V133H113ZM119 134V133H118ZM118 134H116V135H118ZM154 134V133H153ZM156 134V133H155ZM2 135H3V133H2ZM12 135H14L13 133H12ZM24 135V134H23ZM22 136V135H21ZM24 136V137H25ZM1 138L3 137V136H0ZM5 137V136H4ZM3 137V139H6V137L4 138ZM10 137V136H9ZM8 137V138H9ZM12 137V136H11ZM27 137H28V135H27ZM109 137V136H108ZM111 138H112V136H110ZM17 138L20 140V138L17 136ZM111 138L110 139H108L107 138V140H111ZM259 138V137H258ZM15 138L13 137V139L11 138V140H14ZM29 139V138H28ZM113 139H115L114 137L112 138V141H114ZM10 140V139H9ZM123 140V139H122ZM261 140V139H260ZM1 142L0 143H4V144H6V142H8V140L6 139V141L5 140H0ZM16 141V140H15ZM14 141V142H15ZM105 141V145L107 146V144L109 143V142H112V141H109L108 143L106 142V140H104ZM12 142V141H11ZM10 142V143H11ZM14 142H12V143H14ZM46 142H47V140H46ZM49 142H52V141H49ZM101 142V141H100ZM116 142V141H115ZM117 142H119V143H121V144H123L122 142H120V141H117ZM264 142V141H263ZM25 143V142H24ZM28 143H29V141H28ZM48 143V142H47ZM107 143V144H106ZM113 144H116V143H114V142H112ZM261 143V142H260ZM259 143V144H260ZM15 144V143H14ZM16 144H18L17 146H19V143H17L16 142ZM27 144V143H26ZM30 144V143H29ZM40 144V143H39ZM53 144V143H52ZM51 144V145H52ZM103 144V143H102ZM101 144V145H102ZM110 144V143H109ZM134 144V143H133ZM264 144V143H263ZM262 144V145H263ZM1 145H3V144H1ZM13 145V144H12ZM31 145V144H30ZM38 145V144H37ZM42 145H43V147L45 146L46 147V145H48V144H46V145H44V143H42ZM50 145V144H49ZM117 145V144H116ZM134 145H136V144H134ZM5 146H8V144L7 145H5ZM16 147V145H13V147ZM31 146H33V145H31ZM41 146V145H40ZM39 146V148H41ZM53 146V145H52ZM51 146V147H52ZM98 146H100V145H98ZM103 146V145H102ZM110 146V145H109ZM117 146H119V145H117ZM117 146H114V147H112L113 148V150H112V152L114 151V149L116 148V150H115V153L113 152V154H116V155H120V157H122L123 158V160H124V157H126L125 155H126V153L124 152V150L123 149H121L120 147H118L117 148ZM261 146V145H260ZM10 147V146H9ZM8 147V148H9ZM15 147H14V149H15ZM29 147V146H28ZM35 147H36V145H35ZM35 147H32V148H34L35 149ZM44 147V148H45ZM105 147V146H104ZM104 147H102L101 149H103ZM136 147L138 148V145H136ZM135 147V148H136ZM1 148V150H0V167H9L10 165H9V163H12V161L11 162H8V157L10 156V151L8 152V150L4 147V152L2 151V147H0ZM12 148V147H11ZM39 148H38V151L40 152L38 155H39V157H41L42 158V156L40 155V154H43V153H41L42 151H41V149L39 150ZM50 148V147H49ZM49 148H47V149H49ZM54 148V146L52 147V149ZM106 148V147H105ZM104 148V149H105ZM125 148H128V147H125ZM261 148V147H260ZM33 149V150H34ZM36 149H37V147H36ZM43 149V148H42ZM47 149L45 148L44 149V151L46 150L47 151ZM52 149L50 150L51 152H49V154L51 153V154H53L54 155V151H55V149H54V151H52ZM94 149H96V146H95V148ZM94 149H92L93 151H91V152H88V153H90V156L92 155L91 153L92 152H94ZM100 149V150H101ZM107 149V148H106ZM109 149V148H108ZM5 150H7L6 151V153H5ZM11 150V149H10ZM13 150V149H12ZM16 150V149H15ZM17 150H19V148L17 149ZM24 150H25V148H24ZM33 150H32V152H33ZM97 150V149H96ZM98 150H99V147H98ZM2 151V152H1ZM21 150H19L18 152H20ZM37 151V152H38ZM45 151V152H46ZM87 151V150H86ZM104 151V150H103ZM107 151V150H106ZM127 151V150H126ZM262 151V150H261ZM264 151V150H263ZM10 153L9 154V156H8V153ZM12 152H14V150L12 151ZM15 152H17V151H15ZM27 152H31V150L30 151H27ZM97 152H99V151H96L95 153L97 154ZM108 152V151H107ZM2 153H4V154H2ZM22 153V152H21ZM20 153V154H21ZM35 153V152H34ZM34 153H32V157H33V154ZM47 153V152H46ZM45 153V154H46ZM87 153V152H86ZM100 153H102L101 151H100ZM99 153V154H100ZM19 154V155H20ZM23 154V153H22ZM21 154V155H22ZM37 154V153H36ZM36 154L34 155V159H35V156H36ZM49 154H47V155H49ZM106 156L104 157V159L103 160H101V162L99 163V165L96 167L95 165H94V167H96V169L98 170V172H99V175H100V173L101 174H103L102 176L104 177V175H105V177H106V179L108 180L107 182H109V186H108V189H109V187H110V180H112L113 181V177H112V175L114 174V172H116V171H118L119 169H120V166H119V164H118V166L119 167H114V166H111L110 165V161H109V159L110 158H108V155H107V153H104ZM103 154V155H104ZM112 154V153H111ZM15 155H18V153H16V154H14V156ZM19 155H18V157H19ZM20 155V156H21ZM28 155V157H29V153L27 154ZM26 155V156H27ZM59 154H57V156H58ZM82 155V154H81ZM84 155V154H83ZM102 155V154H101ZM143 155V154H142ZM141 155V156H142ZM13 156V155H12ZM25 156V157H26ZM49 156H51V155H49ZM49 156H48V159H49ZM55 156V155H54ZM57 156H55V157H57ZM80 156V155H79ZM79 156H77V157H79ZM85 156V155H84ZM86 156H88V154H86ZM89 156V157H90ZM100 156V155H99ZM254 156V155H253ZM17 157V156H16ZM23 157V156H22ZM22 157H20V158H22ZM24 157V158H25ZM32 157H30V160H32L31 158ZM47 156H45V158H46ZM55 157H53V159L52 160H55ZM77 157H75L76 159H77ZM82 157V156H81ZM81 157H80V160H81ZM102 157V156H101ZM100 157V158H101ZM130 157V156H129ZM131 157H132V155H131ZM144 157V156H143ZM258 157V156H257ZM10 158V157H9ZM19 158V159H20ZM51 158V157H50ZM64 159H65V157H63ZM72 158V157H71ZM70 158V159H71ZM74 158V157H73ZM72 158V159H73ZM75 158H74V160H75ZM103 158V157H102ZM114 158H116V157H113V159ZM132 158H134V157H132ZM131 158V159H132ZM140 158H142V157H140ZM8 159V160H7ZM11 159H12V157H11ZM16 159V158H15ZM15 159H14V161L13 162H15V164H16V161L18 160V159H16V161H15ZM23 159V158H22ZM26 159V158H25ZM24 159V161H26ZM36 159L38 160V159H40V158H37L36 157ZM35 159V160H36ZM47 159V160H48ZM57 159H58V157H57ZM56 159V160H57ZM60 160H61V158H59ZM70 159L68 160L69 162H70V165L72 166V164H71V162H73V161H70ZM71 159V160H72ZM85 159H86V157H85ZM88 159V158H87ZM86 159V160H87ZM113 159H110L111 161L113 160ZM117 159V158H116ZM152 159V158H151ZM254 159V158H253ZM258 159V158H257ZM27 160H28V158H27ZM29 160V161H30ZM42 160H44L45 161V159H43L42 158ZM42 160L40 161H36V162H39L38 164H39V167L41 166V169H42V166H44L43 165V162H42ZM82 160L84 161V159L82 158ZM85 160V161H86ZM95 159H93V161H94ZM115 160V159H114ZM132 160H136V158H134V159H132ZM144 160V159H143ZM143 160H140L139 161V164H142V161ZM18 161H20V160H18ZM22 162H23V160H21ZM34 161V160H33ZM32 161V162H33ZM58 161V160H57ZM64 161V160H63ZM65 161H66V163H65ZM65 161H64V163L65 164H67L68 162H67V160L65 159ZM92 160L90 161V163H91V167H93V164L92 163H94ZM96 161V160H95ZM118 161V160H117ZM254 161V160H253ZM31 162V163H32ZM35 162V161H34ZM48 162H52L51 160L50 161H48ZM61 162H62V160H61ZM78 162H80V161H78ZM99 161H97V163H98ZM114 162V161H113ZM112 162V163H113ZM119 162V161H118ZM134 162V161H133ZM255 162V161H254ZM25 163V162H24ZM27 164L29 163V162H26ZM42 163V164H41ZM55 163H56V161H55ZM60 163V162H59ZM58 163V169H59V165H61L62 163H60L59 164ZM76 163V162H75ZM83 162L81 161L80 162V164H82ZM84 163H86V162H84ZM88 164H89V160H88V162H87ZM86 163V165L87 166H89L88 164ZM96 163V162H95ZM116 163V162H115ZM136 163V165H137V163L138 162H134L133 164H135ZM256 163V162H255ZM13 164V163H12ZM15 164H13L14 166H16ZM19 164H20V162H19ZM18 164V165H19ZM74 164V163H73ZM124 164V163H123ZM168 164V163H167ZM252 164V163H251ZM26 165V164H25ZM33 165V164H32ZM51 165H53V167L55 166L54 165V163L53 164H51ZM115 165V164H114ZM136 165H135V169H136ZM22 166V165H21ZM35 166V165H34ZM38 166V165H37ZM45 166H46V164H45ZM62 171H64V168L65 167H67V165L65 166V165H63L62 164ZM65 166V167H64ZM77 166V165H76ZM75 166V167H76ZM82 166H84V164H82L81 165V167ZM115 166H117V165H115ZM121 166H122V164H121ZM133 166V165H132ZM131 166V167H132ZM6 167V168H7ZM11 167V166H10ZM17 167V166H16ZM48 167V166H47ZM56 167V166H55ZM69 167V166H68ZM67 167V168H68ZM130 167V166H129ZM130 167V168H131ZM137 167H138V165H137ZM176 167V166H175ZM13 168H15V167H13ZM26 168H27V166H26ZM25 168V169H26ZM31 168V167H30ZM33 168H35V167H33ZM57 168V167H56ZM70 168V167H69ZM68 168V169H69ZM83 168H86V166L85 167H82L81 169H83ZM90 168V167H89ZM152 168V167H151ZM242 168V167H241ZM2 169H4V168H2ZM9 169V168H8ZM8 169H7V171H8ZM12 169V168H11ZM27 169H29V168H27ZM37 170V172L36 171H34L32 168L30 169V172L32 173V176H33V174L35 173L36 175H37V173H38V168H36ZM44 169V168H43ZM52 169V168H51ZM72 170H68V172L69 173H71V172H73V168H71ZM75 169V168H74ZM77 169V168H76ZM133 169H134V167H133ZM175 169V168H174ZM173 169V170H174ZM176 169H177V167H176ZM6 170V169H5ZM31 170H33V171H31ZM47 169H45V170H43V171H46ZM61 170H59V171H61ZM79 170H80V168H79ZM126 170V169H125ZM150 170H153V169H150ZM156 170V169H155ZM159 170H160V168H159ZM165 170V169H164ZM163 170V171H164ZM172 170V171H173ZM0 171H1V169H0ZM11 172H14V170L12 171V170H10ZM10 171H8V173L10 172ZM18 172H19V174H16L15 172V175H16V177H15V181L16 180H19L20 179V171L21 170H17ZM29 171V170H28ZM54 171H55V168H54ZM56 171H57V169H56ZM74 171H76V170H74ZM81 171V170H80ZM84 172H82V173H85V170H83ZM89 171V170H88ZM92 171H95V170H92ZM130 171V170H129ZM132 171V170H131ZM137 171H138V169H137ZM146 172H147V170H145ZM149 171V170H148ZM167 171V170H166ZM178 171H179V169H178ZM177 171V172H178ZM181 171V170H180ZM3 172V171H2ZM6 172V171H5ZM10 172V175L12 174ZM17 172V173H18ZM46 172H48V170L46 171ZM65 172V171H64ZM66 172H67V170H66ZM77 172H79V171H77ZM87 172V171H86ZM139 172H140V174H141V172H142V170H139ZM145 172V173H146ZM161 172V171H160ZM4 173V172H3ZM24 173V172H23ZM54 173V172H53ZM62 173V172H61ZM60 173V176L61 175H64V173L63 174H61ZM74 173V172H73ZM73 173H71V177H75V174L73 175ZM93 174H94V178H95V175H96V173H94V172H92ZM130 173V172H129ZM138 173V172H137ZM1 174V173H0ZM25 174H26V170H25ZM39 176L41 175V172L39 171ZM48 174V173H47ZM52 174V173H51ZM55 174H57V172L55 173ZM59 174V173H58ZM78 174V173H77ZM85 174H87V173H85ZM127 174H128V172H127ZM131 174H133L132 172H131ZM157 174H159V173H157ZM155 175V176H159V175ZM175 174V173H174ZM7 175L8 174H6V175H4V176H6L7 177ZM27 175H29V177H31L30 176V174H28V172H27ZM66 175H67V173H66ZM81 175H83V174H81ZM81 175H80V179H82L83 177H81ZM88 175V174H87ZM116 175V174H115ZM123 175H126V174H123L122 173V177L121 178H127V177H124ZM136 174H134V176H135ZM153 175V176H154ZM172 174H171V172H170V176H171ZM177 175H179V173L177 174ZM177 175H175L176 177H177ZM3 176V177H4ZM13 176V175H12ZM55 176V175H54ZM53 176V177H54ZM68 176V175H67ZM128 176V175H127ZM140 176V175H139ZM161 176V175H160ZM165 176V175H164ZM264 176V175H263ZM14 177V176H13ZM28 177V176H27ZM27 177H26V181L25 182H29V181H31L30 183H31V188H32V190H30V192H32V194L33 193H35L36 194V191H38V187L36 188L37 190L36 191H34L33 192V187H35L37 184H38V182L36 181L37 179H35V181L37 182V184L35 183V182H32V180H30L31 178H29V180L27 181ZM34 177V176H33ZM46 177V176H45ZM56 177V176H55ZM62 177V176H61ZM61 177H60V179H61ZM63 177H65V176H63ZM85 177V176H84ZM89 177H91L90 175H89ZM96 177H98V176H96ZM116 177V176H115ZM137 177V176H136ZM171 177H173V176H171ZM8 178H9V176H8ZM10 178H11V176H10ZM22 178V177H21ZM46 178H48V176L46 177ZM68 178V177H67ZM66 178V179H67ZM94 178H92L89 182H90V185L92 184L91 183V181L92 180H94ZM149 178V177H148ZM156 178V177H155ZM179 178V180H180V177H177V178H175V180L176 179H178ZM2 179H4V178H2ZM1 179V180H2ZM7 179V178H6ZM24 179V178H23ZM50 179V178H49ZM65 179V180H66ZM68 179H71V178H68ZM67 179V180H68ZM73 179H75V178H72V180ZM80 179H78V178H76V180H80ZM83 179H85V178H83ZM88 179V178H87ZM105 179V178H104ZM124 179V180H125ZM131 179H133V177L131 178ZM158 179V178H157ZM166 179V178H165ZM168 179H170V178H168ZM34 180V179H33ZM39 180H42V179H39ZM51 180H53V178H51ZM66 180V181H67ZM76 180H73V181H76ZM96 180V179H95ZM95 180L93 181V183L95 182ZM179 180H177L178 182H180ZM4 181V180H3ZM2 181V182H3ZM15 181H13V182H11V180L10 181H8L7 180V182H9V184L11 183V185L9 186V184L8 185H5V186H7V187H5L6 188V190L8 191L10 188L9 187H12V184L15 182ZM43 181V180H42ZM44 181H46V180H44ZM48 181H50V180H48ZM54 181H56V179H54ZM66 181H64V180H62L61 182H66ZM81 181V180H80ZM79 181V182H80ZM84 181V180H83ZM88 181H86L85 180V182L86 183H88ZM133 181V180H132ZM177 181H175V182H177ZM182 181V180H181ZM2 182H1V184H2ZM6 182V181H5ZM6 182V183H7ZM59 182V181H58ZM60 182V183H61ZM78 181H76V183H77ZM82 182V181H81ZM81 182L79 183V184H81ZM119 182V181H118ZM121 182V181H120ZM126 182H127V180H126ZM126 182H124V183H126ZM148 182V181H147ZM174 182V181H173ZM6 183H4V184H6ZM32 183H34V184H36V185H34L33 187H32ZM48 183H50V182H48ZM59 183V184H60ZM99 183V182H98ZM101 183V182H100ZM115 183H117V182H115ZM150 183V182H149ZM149 183L147 184V183H143V184H145V185H149ZM181 183V182H180ZM255 183V182H254ZM15 184V183H14ZM29 183H27V184H25L26 186L28 185ZM40 184V183H39ZM42 184H43V182H42ZM46 184V183H45ZM51 184H53V183H51ZM54 184H56V186H57V183H54ZM53 184V185H54ZM65 185H66V183H64ZM70 184V183H69ZM72 184V183H71ZM85 184V183H84ZM156 184V183H155ZM179 184V183H178ZM246 184V183H245ZM41 185V184H40ZM47 185V184H46ZM64 185V186H65ZM83 185V184H82ZM86 185V184H85ZM93 185V184H92ZM96 185H98L97 183H96ZM116 185V184H115ZM119 186H120V184H118ZM125 185V184H124ZM153 186H154V184H152ZM158 184H156L155 185V187L157 186ZM172 185V184H171ZM175 185V184H174ZM181 185H182V183H181ZM1 187H0V189L3 187V185H0ZM29 186H30V184L27 186V187H24V188H26V189H30L29 188ZM43 186V185H42ZM48 186V185H47ZM47 186H43V187H47ZM52 186V185H51ZM87 186V185H86ZM86 186L85 187H82V188H86ZM95 186V185H94ZM101 186V185H100ZM99 185L97 186V187H95V188H98V187H100ZM117 186V185H116ZM138 186V185H137ZM150 186V185H149ZM183 186V185H182ZM182 186H180V187H182ZM3 187V188H4ZM49 188H50V186H48ZM66 187V186H65ZM71 187H72V185H71ZM88 187H89V185H88ZM87 187V188H88ZM93 187V186H92ZM125 187H126V185H125ZM135 187V186H134ZM139 187V186H138ZM145 187H147V186H145ZM169 187H170V185H169ZM176 187V186H175ZM8 188V189H7ZM58 188H59V186L57 187V190H58ZM76 188H80V187H76ZM90 188H91V186H90ZM101 188H103V187H101ZM158 188V187H157ZM157 188H154V189H157ZM166 188H168V187H165V188H163V190H161V189H159V190H157V191H163V193L165 192V190L164 189H166ZM171 188H173V187H171ZM178 188V187H177ZM183 188V187H182ZM238 188V187H237ZM48 189V188H47ZM89 189V188H88ZM110 189H111V187H110ZM115 189H116V187H115ZM114 189V190H115ZM126 189V188H125ZM124 189V190H125ZM140 189V188H139ZM138 189V190H139ZM170 189V188H169ZM175 189V188H174ZM244 189V188H243ZM23 190H25V189H23ZM39 190H41L40 188H39ZM45 190H46V188H45ZM48 190H50V189H48ZM87 190V189H86ZM89 190H91V189H89ZM88 190V191H89ZM100 191H101V189H99ZM142 189H140V191H141ZM150 190V189H149ZM178 190H180L179 188H178ZM186 190V189H185ZM244 190H246V189H244ZM5 191V189L3 190L2 189V192H4ZM7 191H6V193H7ZM51 191V190H50ZM49 191V192H50ZM60 191V190H59ZM58 191V192H59ZM64 190H62V192H63ZM77 191H79V190H77ZM81 191V190H80ZM79 191V192H80ZM85 191V190H84ZM83 190H82V193L84 192ZM113 191V190H112ZM128 191V190H127ZM166 191H167V189H166ZM175 191V190H174ZM242 191V190H241ZM9 192V194H8V197H7V195L5 194L4 196H5V198H4V201L6 202V204L5 205H7V207H8V210H9V216H10V219H11V222L13 223V226H14V232H15V242H13V244L14 245H12V246H10V244H12L11 242H12V240H14V239H11V237H9V238H7V236H5L8 240L10 239L11 241H8V240H5V237H3L4 238V240L5 241H8L10 244H9V246H8V244H6V246L8 247V250H11L12 248H13V250H11V251H9L11 254H16L15 255V257L16 258H13L12 260H14L15 259V264H24L25 263V261H24V251H23V229H22V226L20 225V223L18 222L19 221V217H20V211H19V209L18 208H20L21 207V201L24 199V196H23V191H22V189H18V188H16L15 186L10 190V191H8ZM27 192H29V191H26L25 190V193L27 194ZM42 191H40V193H41ZM44 192H47V191H44ZM53 192V191H52ZM55 192V191H54ZM53 192V193H54ZM87 192V191H86ZM85 192V193H86ZM91 192V191H90ZM95 193L96 192H99L97 189L94 191ZM126 192V191H125ZM175 192H177V191H175ZM1 193V192H0ZM39 193V192H38ZM67 193H68V191H67ZM102 193V192H101ZM157 193V192H156ZM180 193V192H179ZM35 194H33V196H36ZM41 194H43V193H41ZM80 194V193H79ZM86 194H88V192L86 193ZM98 194L99 193H97V195H95V196H97L98 197ZM111 194V193H110ZM165 194V193H164ZM167 194V193H166ZM181 194H183V193H181ZM28 195V194H27ZM39 195L40 194H37V196L39 197ZM45 195V194H44ZM44 195L42 196L41 195V197H44ZM49 195V194H48ZM57 195V198L54 200V204L52 205L51 204V206L50 207H52V206H54L57 202H56V200H60V197H59V195H58V193L56 194ZM81 195V194H80ZM90 195V194H89ZM132 195V194H131ZM2 196H3V194H2ZM32 196V195H31ZM31 196L29 197V199L31 198ZM36 196V197H37ZM64 196V195H63ZM85 196V195H84ZM112 196H114V195H112ZM112 196H111V198H112ZM130 196V195H129ZM163 196H165V195H163ZM168 196V195H167ZM179 196L181 197V195L179 194ZM179 196H176L175 198H179ZM6 197H7V199H6ZM37 197V198H38ZM50 197V196H49ZM52 197H54L55 198V196H51V198ZM81 197V196H80ZM119 198V196H115V197H113L112 198V200L114 199V198H116V200ZM133 197V196H132ZM146 197V200H147V198L148 197H150V196H148L147 197V194H146V196H144V198ZM169 197H170V195H169ZM74 198H75V196H74ZM99 198H101V197H99ZM125 197H122V199H124ZM126 198H127V196H126ZM143 198V199H144ZM151 199L150 200H153L152 198V196L150 197ZM6 199V200H5ZM39 199V198H38ZM47 200H50V198L48 199V198H46ZM81 199H82V197H81ZM97 199V198H96ZM104 199V198H103ZM131 199H133V198H131ZM40 200V199H39ZM43 200V199H42ZM58 200V201H59ZM124 200H128V198L127 199H124ZM236 200V199H235ZM34 201V200H33ZM35 201H38L37 199H35ZM51 201V200H50ZM53 201V200H52ZM110 201V200H109ZM108 201V202H109ZM115 201V199L113 200V202ZM118 201H119V199H118ZM132 201V200H131ZM139 201V200H138ZM148 201V200H147ZM174 201V200H173ZM3 202V201H2ZM42 202V201H41ZM43 202H44V200H43ZM42 202V203H43ZM45 202H46V200H45ZM49 202V201H48ZM59 202H61V200L59 201ZM58 202V203H59ZM76 204H77V199H76ZM82 202H85V201H82ZM112 202V203H113ZM136 202V201H135ZM235 202V201H234ZM23 203V202H22ZM37 203V202H36ZM38 203H40V202H38ZM37 203V204H38ZM42 203H41V205H39V206H41V207H44V209H46L45 207H46V205H48L47 204V202H46V204L44 205V206H42ZM50 203V202H49ZM56 204V205H59V204ZM98 203V202H97ZM110 203V202H109ZM120 203V202H119ZM125 203V202H124ZM123 203V204H124ZM127 203V202H126ZM129 203V202H128ZM147 203V202H146ZM146 203H144V204H146ZM154 203V202H153ZM158 203H159V201H158ZM168 203V202H167ZM185 203H186V201H185ZM27 204L28 203H26V206H27ZM44 204V203H43ZM75 204V206L78 208V212H77V215H78V213L80 212L79 210V207L80 206H77ZM84 204V203H83ZM86 204V203H85ZM88 204V203H87ZM130 204V203H129ZM128 204V205H129ZM5 205H3V208H5ZM25 205V204H24ZM56 205H55V207H56ZM125 205V204H124ZM142 205V202H141V204H139V206H141ZM32 206H34V205H32ZM32 206H30V208L32 207ZM36 206V205H35ZM48 206V207H49ZM60 207H61V205H59ZM98 206V205H97ZM102 206V205H101ZM130 206V207H129ZM128 207L129 208H132L131 207V204L129 205ZM164 206V205H163ZM163 206H161V207H163ZM47 207V208H48ZM58 207V206H57ZM116 207V206H115ZM133 207H134V205H133ZM166 207V206H165ZM180 207V206H179ZM26 209H28L27 207H25ZM32 208H34V207H32ZM36 208H38V206L36 207ZM105 208V207H104ZM114 208V207H113ZM113 208L111 209V211L113 210ZM137 208H138V206H137ZM143 208V207H142ZM39 209V208H38ZM43 209V212H45V211H47V210H50V209H47V210H44ZM53 210H57V208H52ZM61 209H62V207H61ZM75 209V208H74ZM73 209V210H74ZM83 209V208H82ZM121 208H119V210H120ZM175 209V208H174ZM177 209V208H176ZM184 209V210H183ZM1 210V209H0ZM7 210V209H6ZM35 210H37V209H35ZM35 210H33V211H35ZM53 210H50V212L49 211H47L46 213H49L50 215H51V212L53 211ZM58 210L60 211V208L58 207ZM64 210V209H63ZM87 210V209H86ZM95 210V209H94ZM99 210H100V208H99ZM118 210V211H119ZM178 210V209H177ZM32 211V210H31ZM31 212V213H37V212ZM38 211V210H37ZM75 211H77L76 209H75ZM75 211H72V212H74V213H76ZM82 211V210H81ZM104 211V210H103ZM109 211V212H108ZM118 211H116L117 213H118ZM128 211V210H127ZM140 211V210H139ZM166 211V210H165ZM176 211V210H175ZM181 212H182V216H185V214L187 213V209L185 208V207H183L181 210H180ZM189 211V210H188ZM40 212H41V209H40ZM61 212L62 211H60V214H61ZM97 212V211H96ZM110 213V210H107L106 212H103L104 214H106V213ZM135 212H137L138 213V211L136 210ZM135 212H134V214H135ZM143 212V211H142ZM176 212H179V211H176ZM3 213V212H2ZM45 213V214H46ZM55 213V212H54ZM57 213V214H56ZM55 213V215H57V216H55L56 217V220H58L59 219V217L58 216H60L59 215V213L58 212H56ZM63 213V212H62ZM81 213V212H80ZM83 213H85L84 212V209H83ZM112 213V212H111ZM120 213L121 214H124L125 213V209L123 208V209H121V211H120ZM135 214V215H133L132 214V218L130 219V214H128V218L127 219H122L121 220V223L123 224L122 226H124L122 229H120L119 231L118 230H116V228L118 229V226H119V220L120 219H117V218H112L113 220L112 221H110V219H109V228H106L107 230L106 231H108V229H109V232H107L106 234H108L109 233V239H108V249H109V252H110V254L109 253H107V251H106V253H105V255L107 256V254H108V256L110 257H108L107 259H109L108 260V264H167L168 263V260H167V262H166V256H165V252H164V244H163V242L162 241H165V236H162V238L159 236V235H157V234H154V231L156 230V231H158V233L159 232H164V230H166V229H168V228H170L169 227V225H167V224H164L163 222H161V219H162V216H159L158 215V217H156V219L158 220H156V221H152V222H150L149 221V219L150 218H148V220H146V217L145 218H143V219H145L146 221H145V225H143L142 223V225L140 224V222L141 221H139V219H138V217H137V215H139V214ZM140 213V212H139ZM38 214V213H37ZM37 214H35L36 216H38ZM42 214V213H41ZM40 214V215H41ZM112 214H114V213H112ZM159 214V213H158ZM180 214V213H179ZM40 215L38 216V217H36V218H39L40 217ZM44 215V214H43ZM42 215V216H43ZM50 215H47L48 217H46L47 219L48 218H50L49 216ZM76 214H75V216H77ZM81 215V214H80ZM108 215V214H107ZM104 216V218L105 217H108V216ZM186 215H188V214H186ZM206 215V214H205ZM0 216H1V214H0ZM4 218H5V216H7L8 217V215L6 214L5 215V212H4V215H2ZM1 216V217H2ZM29 216V215H28ZM54 216H53V218H54ZM62 216L64 217V215L62 214ZM99 216V215H98ZM112 216V215H111ZM117 216V215H116ZM135 218H134V217ZM2 217V218H3ZM30 217V216H29ZM28 217V218H29ZM45 216H43V218H44ZM78 217H79V215H78ZM77 217V218H78ZM81 217V216H80ZM101 217H103V216H101ZM100 217V218H101ZM114 217H115V215H114ZM236 217V216H235ZM9 218V217H8ZM22 218V217H21ZM23 218H25V217H23ZM40 218H42V217H40ZM43 218H42V220H43ZM52 218V217H51ZM58 218V219H57ZM72 218V217H71ZM76 218V219H77ZM84 218V217H83ZM137 218V219H136ZM180 218V217H179ZM185 218H187V217H185ZM31 219H33L32 217H31ZM31 219H29L30 221H31ZM64 218H61V219H59V220H63ZM74 219H75V217H74ZM73 219V220H74ZM85 219V218H84ZM140 219L142 220V217H140ZM1 220V219H0ZM8 220V219H7ZM44 220H46V219H44ZM53 220V221H52ZM51 220V222H54V219H52ZM55 220V222H58V221H56ZM72 220V221H73ZM80 220H82V219H80ZM102 220H105V219H102ZM138 220V222H136ZM35 221V220H34ZM33 221V222H34ZM40 221H41V219H40ZM77 221V220H76ZM75 221V222H76ZM85 221V220H84ZM105 221H107V220H105ZM105 221H104V223H103V221H102V223L100 224V225H104L105 224ZM167 221V220H166ZM175 221V220H174ZM219 221V220H218ZM8 222H9V220H8ZM8 222H6L7 224H8ZM32 222V221H31ZM44 223L46 222V221H43ZM48 222V221H47ZM71 222V221H70ZM83 222V221H82ZM81 222V223H82ZM135 222L137 223V224H135ZM177 222V221H176ZM175 222V223H176ZM3 223H5V222H3ZM30 223V222H29ZM35 223V225L37 224L36 223V221L34 222ZM34 223H31V224H34ZM43 223V224H44ZM71 223H73V222H71ZM139 223V224H138ZM143 223H144V221H143ZM38 224H40V226H41V223H38ZM46 224V223H45ZM69 225H70V223H68ZM23 225V224H22ZM74 225V224H73ZM134 225H141V226H143L144 228L142 229V230H140V229H138V230H140V231H142V233L141 232H138V230H137V232H136V234H140V235H137V238H136V234L134 233V231H136V228H137V226H134ZM173 225V224H172ZM210 225V224H209ZM213 225V224H212ZM65 226H67V225H64V228H66ZM71 226H72V224H71ZM82 226V225H81ZM107 227H108V223H107V225H106ZM121 226V227H122ZM138 226V228H140ZM174 226H176V224H174ZM59 227L60 226H58V227H54V228H56L57 230H59ZM13 228V227H12ZM72 227H69V228H67V231L69 230V229H71ZM83 228H84V231H85V227H84V225H83ZM120 228V227H119ZM82 229V228H81ZM100 229H102V226L100 227ZM103 229H104V227H103ZM3 230V229H2ZM53 230V228L51 229V230H48V233L50 234L51 233V236H52V234H55V233H52V232H50V231H52ZM64 230H66V229H64ZM73 230V229H72ZM76 230V229H75ZM179 230V229H178ZM177 230V231H178ZM216 230H217V228H216ZM1 231V230H0ZM6 231V230H5ZM5 231H3V232H5ZM45 231V230H44ZM54 231H55V229H54ZM82 231V230H81ZM100 231H102V230H100ZM104 231V230H103ZM102 231V232H103ZM118 231V232H117ZM7 232V234H9V233H11V232H9L8 233V231H6ZM28 232H30L29 231V229H28ZM37 232V231H36ZM55 232H57V231H55ZM69 232H70V230H69ZM98 232V231H97ZM105 232V231H104ZM211 232H213V231H211ZM1 233H2V231H1ZM39 233V232H38ZM38 233H37V235H38ZM43 233V232H42ZM68 233V232H67ZM101 233V232H100ZM3 234V233H2ZM5 234V233H4ZM33 234V233H32ZM41 234V232L39 233V235L37 236L36 234H35V236H37L38 238V240H37V242H39V239H41L42 237L41 236H43V238H44V236L46 235H48V234H46L45 233V235L43 234V235H40ZM82 234V233H81ZM80 234V235H81ZM103 234H105V233H103ZM106 234L105 235H102L104 238H105V236H106ZM174 235H173V237L175 238V240H176V242H175V244H177V246L178 247H180V248H183L185 245H184V239H183V237H184V235H182L183 233H173ZM1 235V234H0ZM11 235V234H10ZM28 235V234H27ZM57 235V234H56ZM77 235V234H76ZM9 236V235H8ZM40 236V237H39ZM50 236V235H49ZM54 236V235H53ZM70 236H72V235H70ZM82 236H83V234H82ZM1 237V236H0ZM57 237H58V235H57ZM57 237H53L54 239H53V241L57 238ZM85 237V236H84ZM103 237H101L100 239H102ZM172 237V236H171ZM170 236H168L167 237V241L169 240V238H171ZM204 237V236H203ZM25 238V237H24ZM49 238V237H48ZM47 238V239H48ZM51 238V237H50ZM103 238V239H104ZM107 238V237H106ZM1 240H2V238H0ZM89 239V238H88ZM100 239H97L98 241L100 240ZM0 240V241H1ZM49 240V239H48ZM105 241H106V239H104ZM41 241V240H40ZM52 241V242H53ZM63 241L65 242V237H64V239H63ZM71 241H74V243H76L77 241H75V240H73V239H71ZM82 241H84V240H82ZM98 241H97V243H98ZM139 241V242H138ZM210 241V240H209ZM216 241V240H215ZM42 242L44 243V241H43V239H42ZM42 242H40V243H38L39 245H41L42 244ZM49 242V241H48ZM52 242H50L49 244H51ZM54 242H56V240L54 241ZM60 242V241H59ZM64 242H62V243H64ZM85 242V241H84ZM84 242H82V244H84ZM213 242H214V240H213ZM2 243V242H1ZM0 243V244H1ZM7 243V242H6ZM36 243V242H35ZM66 243V242H65ZM65 243L63 244V245H65ZM72 243V245H73V242H71ZM71 243H69V244H71ZM207 243V242H206ZM5 244V243H4ZM38 244H37V246L35 247V249L36 248H38ZM46 243H44L43 244V246H46L45 245ZM86 244V243H85ZM99 245H100V243H98ZM114 244L116 245L115 246V248H114ZM35 245V244H34ZM71 245V246H72ZM50 245H47L46 247V249H47V251H46V253L48 252V247H49ZM60 246H62V245H60ZM69 246V245H68ZM78 247H79V245H77ZM84 246V245H83ZM90 246H91V244H90ZM205 246V245H204ZM82 246L80 245V247L79 248H81ZM112 247H113V250H112ZM117 247V248H116ZM140 247H141V249H140ZM210 247V246H209ZM54 248V247H53ZM73 248L75 249L76 248V246H73ZM79 248H76L75 250L77 251V249L80 251V254H81V249H79ZM83 248V247H82ZM99 248H101V245H100V247ZM106 245H104V249L106 250ZM208 248V247H207ZM45 249V250H46ZM50 249H51V247H50ZM50 249H49V252H51L52 251V253H54V252H57V251H55L54 249H52L51 251H50ZM61 249H62V247H61ZM68 249H69V247H68ZM83 249H85V248H83ZM89 249V248H88ZM103 249V248H102ZM2 250H4V249H2ZM8 250H4V251H8ZM38 250V252H34V254H36V253H38V254H40L41 252H42V250L40 251L39 250V248L38 249H36V251ZM54 250V251H53ZM60 250V249H59ZM73 250L72 249V247H70V249H69V251H67V252H70V253H73V252H76L75 250L73 251V252H71V251ZM99 250V253H100V249H98ZM3 251V252H4ZM39 251H40V253H39ZM44 251V250H43ZM78 251V252H79ZM6 252H4V253H6ZM13 252V253H12ZM49 252H48V254H49ZM59 252V251H58ZM60 252H62V251H60ZM83 252V251H82ZM91 252V251H90ZM104 250H103V254H104ZM174 252V251H173ZM51 253V254H52ZM178 253V252H177ZM206 253V252H205ZM208 253V252H207ZM44 254V253H43ZM51 254H49V255H51ZM60 254H62V253H60ZM74 255L73 256H76L75 255V253H73ZM79 254V253H78ZM175 254V253H174ZM28 255V254H27ZM41 255H42V253H41ZM56 254H54V257L56 258L55 259V263L57 262V256H55ZM58 255V254H57ZM85 255V254H84ZM99 254H97V256H98ZM29 256V255H28ZM40 256V255H39ZM42 256H44V258H45V256L46 255H42ZM68 256H70V254H68ZM82 255H80L79 257L77 256V258H79V260H80V257H81ZM105 256V257H106ZM174 256V255H173ZM210 256V255H209ZM48 257H50V256H48ZM54 257H53V260H54ZM59 258H61V259H59V260H63L62 259V257H60V256H58ZM85 257V256H84ZM35 258V257H34ZM51 258V257H50ZM70 258V260H73V258L72 257H69ZM69 258H68V260H69ZM88 258H89V256H88ZM101 258V256L99 257V259ZM167 258H168V256H167ZM46 259V258H45ZM75 259V258H74ZM83 259V258H82ZM7 260V259H6ZM67 260V261H68ZM85 258L80 262L79 261V263H84L85 261ZM89 260V259H88ZM101 260V259H100ZM105 260V259H104ZM213 260V259H212ZM211 260V261H212ZM75 261H77V259L75 260ZM99 261V260H98ZM102 261H103V257H102ZM36 262H39L38 260L36 261ZM46 262V261H45ZM51 262H53V261H51ZM51 262L49 263V264H51ZM59 262V261H58ZM58 262L56 263V264H58ZM89 262V261H88ZM90 262H91V260H90ZM89 262V263H90ZM104 262V261H103ZM103 262H100L99 261V264H102ZM213 262V261H212ZM60 263V262H59ZM73 263H74V261H73ZM41 264V263H40ZM54 264V263H53ZM63 264V263H62ZM72 264V263H71ZM78 264V263H77ZM103 264H105V262L103 263ZM107 264V263H106ZM169 264V263H168ZM213 264V263H212ZM258 264H264V260H262L261 262H259Z\"/></svg>","mask_w":264,"mask_h":264},{"label":"crops","instance_id":"0c3cea01","mask_svg":"<svg viewBox=\"0 0 264 264\" xmlns=\"http://www.w3.org/2000/svg\"><path fill=\"white\" fill-rule=\"evenodd\" d=\"M102 175L103 174H101V173H100V175L98 174L97 175L98 177L95 178L96 180L94 179L95 180L94 183H93L94 180L91 181V183L93 185L92 184L90 185V182H89L90 180L89 181L86 180V181H88V183H86L85 181H83V180L80 179L82 182L80 180H76V181H78L77 183H76V181L69 182L70 184L64 189L63 192L60 189H59L60 191L58 190L59 192H57V191L54 192L55 198H53V204H54V200L57 198V195L56 194L58 193L61 202H59L60 201L59 199H58L59 201L56 200V202L57 203L59 202L58 204L61 205V207H62V209H61V207L59 205H56L57 204L56 203L55 204L56 207L54 205V209L57 208V210H58V207H59L60 208V211L62 210L63 213H61V214L59 213L60 216H58V217H59V219H61V218H64V219L63 220H59L57 218L58 220H56V217L55 216H57V215H55V213H54L55 216L53 218L54 219V222H52V224H53L52 233H55V234H52V241L54 239L53 238L54 236L57 237V235H58V237L55 239L56 242H54L55 240L51 244H49V243L46 242L45 245L46 246L47 245H50L48 247V252H49L50 247H51L50 251L55 248L54 250L57 251V252L52 253V251H51V252H49V254L50 253H52V254L49 255L48 252L46 253V251H47L46 248L47 247L46 246H43L44 254H42V255H46L45 256L46 259H44V256H41V253H40V251H41V245L38 244V243H40V239H39V242H37V240H38L37 239L38 238L37 236L41 232L40 225L38 224V228H37V232L36 233H35V228L32 225H31V228L30 227L29 228L28 227L25 228V226H22V229H23V236H22L23 237L22 238L23 239V244L22 245H23L24 261H25L24 264H40V263L41 264H48L47 263L48 262L47 260L49 259L48 256H50L51 257V260L53 261L51 264H53V263L56 264L58 261L60 262V263L58 262V264H62V263L63 264H71V263L72 264H77V263L78 264H81V263H79V261L80 260L82 261L84 258H85V260H84L85 262L82 263V264H99V261L100 262H103L104 261L105 264L106 263L108 264V260L109 259H107V258L110 255L108 256V254H107V256H108L107 257L105 255V253L107 251V253L110 254L109 249H108L109 233L106 234L107 232H109V229H108V231H106L107 230L106 228H109V222L112 221L114 218L120 219L119 220L120 223H119L118 229L116 228V230L119 231L120 229H122L124 227V226H122L123 224L121 223V220L122 219H127L130 215H131L130 216V219H131L132 218V214L135 215L137 213V212H135L136 210L138 211L137 214H139V215H137V217H138L139 221H141L140 224L142 223L143 225H145L146 224L145 221L148 220V218H150L149 219L150 222H152V221L154 222V221L157 220L156 217H158V215H159V216H162L161 222H163L164 224L169 225L170 228L164 230V232H159L158 233V231H156V230L154 231V234L159 235L161 238H162V236H165V241H162V242L164 244V252H165V256H166V262L168 260V263L169 264H206L205 254H204V251H205V246H204L205 245V242H204V237H203L204 236V233H205V230H204L203 221L201 222V220L199 218V214L197 212V210H198V207L197 206L198 205H192V207H185L187 209V213L186 214H188V215L185 214V216H182V212L180 210L183 208V204L180 201H178L177 198L174 197V191H173V188H171L172 187V185H171V179H170V181H168L167 180V177L165 176L166 179H165L164 182H162V180H159V181L156 180V181H154V183L153 182H150L149 183L150 186L143 184V185H138L139 187L138 186H135L133 188H126V189L124 187H119V188L113 190V189H110V187L108 189L109 182H107L108 180L106 179L105 175H104V177ZM79 181L81 182V184H79L80 183ZM96 183L99 186L100 185L101 186L98 187V188H95V187L98 186V185H96ZM155 183L158 184L156 187H155V185H156ZM152 184H154V186ZM71 185H72V187H71ZM88 185H89V187H88ZM169 185H170V187H169ZM85 186H86V188H82V187H85ZM90 186H91V188H90ZM145 186H147V187H145ZM76 187H80V188H76ZM87 187L89 189H91V190H89ZM101 187H103V188H101ZM165 187H168V188H166L167 191H166V189H164L165 190V192H164L165 194L163 193V191L162 192L161 191H157L159 189L163 190V188H165ZM139 188L142 189V190L140 191ZM154 188H157V189H154ZM96 189L99 192H96L95 193L94 191ZM99 189H101V191ZM77 190H79V191L81 190V191L79 192ZM82 190L83 191L85 190V191L82 193ZM67 191H68V193H67ZM86 191L88 192V194H86L87 193ZM97 193H99L98 194V197L95 196V195H97ZM146 194H147V197L148 196H150V197L152 196L153 197L152 198L153 200H150L151 198L148 197L147 198L148 201H147L146 200V197L144 198V196H146ZM112 195H114V196H112ZM163 195H165V196H163ZM169 195H170V197H169ZM74 196H75V198H74ZM80 196L82 197V199H81ZM111 196H112V198L115 197V196H119V198L117 197L119 199V201H118V199L116 200V198H114L115 201L113 202L114 199L112 200ZM126 196L128 198L127 201L124 200V199H127ZM99 197H101V198H99ZM122 197H125V198L122 199ZM131 198H133V199H131ZM76 199H77V204L78 205L75 202ZM82 201H85V202H82ZM158 201H159V203H158ZM128 202L131 204V207L132 208H129L130 207L129 206L130 204ZM141 202H142V205L139 206V204H141ZM144 203H146V204H144ZM75 204L77 206H80L79 207V209H80L79 211L81 213L80 212L78 213L79 217L77 215L78 208L75 206ZM133 205H134V207H133ZM137 206H138V208H137ZM161 206H163V207H161ZM74 208L77 211H75ZM82 208L84 209V212L85 213H83V209ZM99 208H100V210H99ZM112 208H113V210L111 211ZM119 208H121V209L124 208L125 209V213L124 214H121L120 213L121 209L119 210ZM57 210H54V211H57ZM107 210H110V213H108L109 212L108 211L106 214H104L103 212H106ZM175 210L176 211H179V212H176ZM72 211H75L76 213H74ZM116 211H118V213ZM111 212L114 213V214H112ZM134 212H135V214H134ZM127 213L130 214V215L128 216ZM62 214L64 215V217L62 216ZM75 214L77 216H75ZM106 215L108 217H105L104 218V216H106ZM114 215H115V217H114ZM101 216H103V217H101ZM74 217H75V219H74ZM140 217H142V220L140 219ZM145 217H146V220L143 219ZM185 217H187V218H185ZM80 219H82V220H80ZM102 219H105L107 221L102 220ZM109 219H110V221H109ZM55 220L58 221V222H55ZM70 221L73 222V223H71ZM102 221H103V223L105 221V224L104 225L103 224L100 225L102 223ZM143 221H144V223H143ZM136 222H138V220ZM136 222H135V224H137ZM68 223H70V225ZM107 223H108V227L106 226ZM71 224H72V226H71ZM174 224H176V226H174ZM64 225H67V226H65L66 228H64ZM83 225L85 227V231H84ZM58 226H60L59 227V230H57L56 228H54V227H58ZM101 226H102V229H100ZM134 226H137L136 231H134L135 234H136V232H137L138 229L142 230L144 228L143 226L140 227L139 225H134ZM138 226L140 228H138ZM69 227H72L71 229H69L70 232H69V230L67 231V228H69ZM103 227H104V229H103ZM28 229H29L30 232H28ZM54 229L57 232H55ZM64 229H66V230H64ZM100 230H102V231L104 230L105 232L104 231L102 232ZM140 230H138V232H141L142 233V231H140ZM175 232L178 233V234L179 233H183L182 235H184L183 239H184V245H185L183 248H180V247L177 246V244H175L176 240L173 237V235H174L173 233H175ZM37 233H38V235H37ZM81 233L83 234V236H82ZM103 233L106 234L105 238L102 236V235H105ZM35 234L37 236H35ZM140 234L139 233L136 234V238H137V235H140ZM70 235H72V236H70ZM168 236H170V237L172 236V237L169 238V240L167 241V237ZM64 237H65V242L66 243L63 241ZM101 237H103L104 239H106V241L103 238L100 239ZM71 239H73V240H75L77 242L74 243V241H71ZM97 239H100V240L98 241ZM82 240H84L85 242L82 241ZM215 240L213 242L212 254H211V255H213L214 258L216 257V243H217V240L216 241ZM97 241H98V243H100L101 248H99L100 245L97 243ZM62 242H64L65 245H63L64 243H62ZM71 242H73V245H72ZM82 242H84V244H82ZM69 243H71V244H69ZM37 244H38V248L40 250L39 251L40 254H38V253L34 254V252H38V250L36 251V249H38V248L35 249V247L37 246ZM90 244H91V246H90ZM60 245H62V246H60ZM77 245H79V247L81 245L85 249H83L82 247L79 248ZM104 245H106V247H107L106 250L104 249ZM73 246H76V248L81 249L83 252L81 251V254H80V251L78 249L76 251L75 250L76 248L74 249ZM115 246L116 245L114 244V248H115ZM61 247H62V249H61ZM68 247H69V249H70V247H72L73 250L72 251L70 250V251L73 252L75 250L76 252H73V253H75V255L76 254L77 255L76 256H73L74 255L73 253L67 252V251H69ZM98 249H100V253H99V250ZM140 249H141V247H140ZM103 250L105 251L104 254H103ZM112 250H113V247H112ZM60 251H62V252H60ZM60 253H62V254H60ZM262 253H263V255H262L261 261L264 260V249L263 248H262ZM54 254H56L55 256H57V258H58L56 263L54 262L55 259H56L54 257ZM68 254H70V256H68ZM97 254H99V255L97 256ZM80 255H82V256L80 257V260H79V258H77V256L79 257ZM58 256L62 257L63 260H59L61 258H59ZM88 256H89V258H88ZM100 256H101V258H100L101 260L99 259ZM167 256H168V258H167ZM53 257H54V260H53ZM69 257H72L73 260H70ZM102 257H103V261H102ZM68 258H69V260H68ZM76 259H77V261H75ZM37 260L39 262H36ZM90 260H91V262H90ZM73 261H74V263H73ZM261 261H257L256 264H258Z\"/></svg>","mask_w":264,"mask_h":264}]
</instances>
